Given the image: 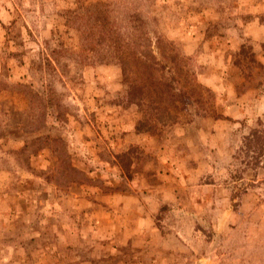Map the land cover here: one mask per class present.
<instances>
[{
  "label": "rangeland",
  "instance_id": "obj_1",
  "mask_svg": "<svg viewBox=\"0 0 264 264\" xmlns=\"http://www.w3.org/2000/svg\"><path fill=\"white\" fill-rule=\"evenodd\" d=\"M263 44L264 0H0V264H264Z\"/></svg>",
  "mask_w": 264,
  "mask_h": 264
},
{
  "label": "trees",
  "instance_id": "obj_2",
  "mask_svg": "<svg viewBox=\"0 0 264 264\" xmlns=\"http://www.w3.org/2000/svg\"><path fill=\"white\" fill-rule=\"evenodd\" d=\"M95 24H98V37L101 40H108V42H110L112 50L115 53L123 72L125 74L138 72V77H133L131 80L129 96L131 100L134 99L136 100V103L140 104L147 92V87L143 83V80H146L147 77L153 76V70L156 68V61H143V58L138 54V52L131 50L130 39L121 33V28L118 26V23H112L109 17L104 16L101 17V19L98 18ZM144 73H146L145 76ZM263 137V135L259 134V130L255 129L251 133V146H253L254 143L259 145V142L261 141L260 139ZM258 145L257 147L256 145L254 146L259 148L257 153L259 154L258 157H261L264 154V144L262 143L259 147Z\"/></svg>",
  "mask_w": 264,
  "mask_h": 264
}]
</instances>
